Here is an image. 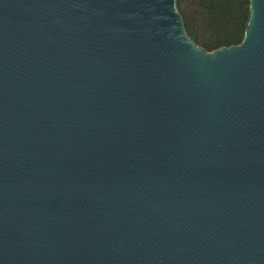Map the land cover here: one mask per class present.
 I'll list each match as a JSON object with an SVG mask.
<instances>
[{
	"label": "water",
	"instance_id": "95a60500",
	"mask_svg": "<svg viewBox=\"0 0 264 264\" xmlns=\"http://www.w3.org/2000/svg\"><path fill=\"white\" fill-rule=\"evenodd\" d=\"M211 52L175 0H0V264H264V0Z\"/></svg>",
	"mask_w": 264,
	"mask_h": 264
},
{
	"label": "trees",
	"instance_id": "16d2710c",
	"mask_svg": "<svg viewBox=\"0 0 264 264\" xmlns=\"http://www.w3.org/2000/svg\"><path fill=\"white\" fill-rule=\"evenodd\" d=\"M187 37L205 52L240 43L247 0H175Z\"/></svg>",
	"mask_w": 264,
	"mask_h": 264
}]
</instances>
